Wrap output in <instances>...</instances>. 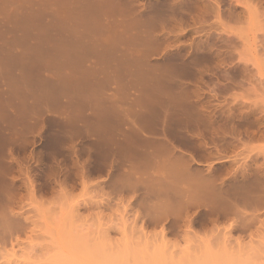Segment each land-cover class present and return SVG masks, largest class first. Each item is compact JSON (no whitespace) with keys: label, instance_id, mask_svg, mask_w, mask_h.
Segmentation results:
<instances>
[{"label":"rangeland","instance_id":"obj_1","mask_svg":"<svg viewBox=\"0 0 264 264\" xmlns=\"http://www.w3.org/2000/svg\"><path fill=\"white\" fill-rule=\"evenodd\" d=\"M2 214L0 264H264V0H0Z\"/></svg>","mask_w":264,"mask_h":264},{"label":"bare ground","instance_id":"obj_2","mask_svg":"<svg viewBox=\"0 0 264 264\" xmlns=\"http://www.w3.org/2000/svg\"><path fill=\"white\" fill-rule=\"evenodd\" d=\"M15 216V215H14ZM9 217V219H10V216H6L5 214L3 215L2 214V216L0 217V241H2V244H4V242L8 239V241H9V239H10V237H12V235L13 236H15V234H16V232L17 231H19L20 230V232H21V229L24 227H21L20 225V229H19V227L17 228V226H18V224H17V226L14 224V223H8L7 222V218ZM11 219H12V217H11ZM26 227V226H25ZM18 229V230H17ZM25 231L27 230V229H25V228H23ZM17 230V231H16ZM22 232H24V231H22ZM31 232V231H30ZM15 233V234H14ZM19 234V233H18ZM24 235H25V233H24ZM18 236V235H17ZM11 240V239H10ZM16 242V241H15ZM20 244V243H19ZM5 263V262H4ZM15 263V262H14ZM7 264V263H6ZM8 264H9V262H8ZM11 264H13V263H11ZM89 264V263H88Z\"/></svg>","mask_w":264,"mask_h":264}]
</instances>
